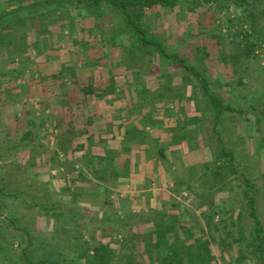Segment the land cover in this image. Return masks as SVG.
<instances>
[{"label":"rangeland","instance_id":"obj_1","mask_svg":"<svg viewBox=\"0 0 264 264\" xmlns=\"http://www.w3.org/2000/svg\"><path fill=\"white\" fill-rule=\"evenodd\" d=\"M0 4V14L13 13L0 21V264L40 259L87 264L80 254L102 243L114 251V264H130L129 256L135 264L143 256L142 264H161L165 255L173 264H264L246 183L255 186L252 195L264 229V0H174L170 6L135 10L154 45L144 44L110 0ZM11 18L19 19L16 27ZM75 45L93 59L85 72L70 74L93 73L98 81L108 75L114 82L113 75L131 73L132 81L125 83L156 109L149 125L159 124L158 113L167 115L172 106L177 115L186 113V122L173 129L177 148L151 144L172 153L171 164L164 165L169 179L162 181L174 184L170 191L148 189V181L140 199L128 193L112 201L107 191L114 184L99 174L114 168V161L84 163L71 157L75 146L65 141L72 133L62 106L70 99L59 96L68 92L61 83L73 76L55 68L68 57L60 51ZM175 149L185 158L176 160ZM98 182L107 191L94 195L90 206L80 202L84 192L74 193L75 188ZM147 196L156 200L151 207L162 203L161 208L147 206ZM107 216L119 223L108 228ZM161 217L171 223L154 225Z\"/></svg>","mask_w":264,"mask_h":264},{"label":"crops","instance_id":"obj_2","mask_svg":"<svg viewBox=\"0 0 264 264\" xmlns=\"http://www.w3.org/2000/svg\"><path fill=\"white\" fill-rule=\"evenodd\" d=\"M75 47V50L74 48H68L70 49L69 51L65 49V52L63 50L60 51L61 54L65 53L68 57L65 61L59 60L55 68L59 72H62L61 74L67 75V77L70 75L73 76L68 79L65 77L66 80L73 79V81L69 80L65 83H61V85H67V88H64V90L68 92L60 91L61 96H59V98L62 99L65 95L69 94L70 99L66 101V106L62 104V106L67 108L65 111L67 129L69 134L72 133V137L65 141H67V144L71 143L75 146V151L72 154L73 156L71 155L74 161H82L85 163L90 161V159H94L97 164L101 161H114L115 165L112 169H101V173L99 174L100 178H107V180L112 183V186L114 184V187L110 188L111 191H107V189L103 190V186L105 185L99 182L93 184L91 187L84 185L81 187L77 186L74 193H78L79 190L84 192L80 202H85L89 205L94 195L106 191L109 192V197L112 201H114L115 198L117 201L124 197L127 198L128 193L131 197L135 195L140 199V196L142 194L145 195V191H148V186V189H155L154 191L157 192L163 190V188H167L169 191L171 187L173 189V183L166 185L165 182H162L169 179V174H167L169 171L167 168L171 163H169L168 158L171 159L172 153L169 150L163 153L159 151V148L151 147V144L157 142L155 144L163 143L171 146V148H177L178 134L177 132L175 133L173 129H175L178 124V128H181V122L185 121L186 113L179 112L177 115V110L172 106L167 109V115H165V113H158V115H162L161 118L163 121L159 120V124L155 123L149 125V122L155 121L154 119L157 114L156 109L152 108L150 110L149 104L147 105L148 101L143 102L140 100L136 95L134 86L125 83H130L132 81L131 73H117L113 75L115 79L114 82H112L111 77L108 75L102 77V79L100 77L98 81L96 74H94V77L93 73H91L92 75L90 74L91 76L89 75L85 78H82L80 75V77L77 78L76 74L72 75L70 73L74 70L77 71V69L85 72L86 67H88L86 66L87 63L89 60L92 62L93 58H90L88 53L80 51V46L75 45ZM35 48L36 47L32 45V49L35 50ZM80 53H82V55L84 54V61H81ZM87 70H89V68H87ZM61 74L59 73L58 77ZM58 77L57 80L60 82ZM110 83L111 85H115L116 83L114 92L108 89ZM91 86H94V88L88 90ZM57 87L61 88L60 85ZM57 87L56 91H59ZM172 103L173 102H170L169 105ZM180 108H183V106ZM170 115L171 118L166 119ZM140 118L141 120L147 119L148 122L146 124L142 123V121H139ZM151 127H153V129H151ZM142 134H147V136H145L146 138H143ZM193 135L195 138L196 134L193 133ZM149 136H151V143L148 142ZM194 138H192L191 142L195 144L193 141ZM184 141L186 140L184 139ZM183 144L188 147V143ZM175 151L176 160L185 158L186 155L182 152V149V155L179 154V149H175ZM169 152L171 154L170 156ZM166 164L168 165L167 168L164 166ZM100 165H102V163ZM100 165H96L95 169H97L98 166L100 167ZM67 171L70 173L73 172V174L76 173L75 169L71 171V169L69 170V168H67ZM148 181L149 185L146 186ZM127 182L132 185L127 184L124 187L122 184ZM132 187L134 191H132ZM153 200L155 199L151 201L150 199L148 200L147 196L145 198V203L155 210L161 208L162 203L159 201L161 205L159 208L151 207L156 204L152 202ZM142 206L144 207L145 204H142ZM107 208H110V205ZM114 221H116V223ZM153 223L157 225L160 223L170 224L171 222H166L162 220L161 217L154 220ZM104 224L108 226V228H111L114 224H117V220L107 216Z\"/></svg>","mask_w":264,"mask_h":264},{"label":"trees","instance_id":"obj_3","mask_svg":"<svg viewBox=\"0 0 264 264\" xmlns=\"http://www.w3.org/2000/svg\"><path fill=\"white\" fill-rule=\"evenodd\" d=\"M100 1L101 0H93V4L98 5V3ZM110 2L112 3V5L122 9V12L124 13V17L128 21V24L131 26V28L133 29L134 32H136V33H138V34H140L142 36V40H143L145 45H148V44L154 45V42H152L151 40H149L147 38L145 31L143 29H141V27L138 24L136 18H134V16L137 15V14H135V10H138L140 8L142 10V9H145V8H155V7H161V6L162 7L170 6V5H173L174 0H136V1H133V0H110ZM130 9H133V10L130 11ZM15 13H17V12H15ZM0 15H4L3 18H2V16H0V21H2V19H4V17H10L11 15H13V13L12 12H7V11L6 12L3 11L2 14H0ZM11 19H12L11 21L15 20L12 23V25L14 27H16V25L19 23V19H13V18H11ZM5 25H7V23ZM247 36L248 35H244L243 37L246 38ZM2 41H6V39L2 38ZM189 70H194V69L189 68ZM194 73H196V75H198L197 72L194 71ZM214 99L216 101V98H214ZM246 183H247V186H248L249 191H250V193H248V195H249V206H250V216H251V218H253L255 220V224H256L255 233H256V237H257V239L259 241L258 249H259V252H260V255H261L260 258H261V260L264 261V235H263L264 229H263V225L260 222V219L258 218V216L256 214V199L252 195V191L254 190L255 186L250 184L249 181H246ZM14 197H16V194L14 195ZM118 221L119 220L117 219V223H119ZM114 222L116 223V221H114ZM157 225L159 226V225H163V224L160 223V224H157ZM169 226H170L169 229L172 230L173 226L172 225H169ZM160 228H162V227L160 226ZM157 234L160 235V231H158ZM174 245H175V247L177 246L176 242H175ZM154 247H155V245H154ZM89 250H90V247H86L84 249V251L80 254V257H78V259L79 260L85 259V262L87 264H90V263L91 264H114V261H113L114 251L110 249V246L108 244L102 243L99 246L94 247L92 253ZM149 251H150V249H149ZM26 252H27V250L25 249V252H24L25 255L24 256L26 258H28L29 256L26 255ZM148 255H149L148 258L150 259V261H152V257H153L152 253L149 252ZM175 255L176 254L171 255L172 258L175 257ZM3 256L5 257L4 254H3ZM205 256H206V254H205ZM144 257L145 256L142 257L141 261L145 262ZM165 257L166 258H164V256H162L161 264H173V263H170V262H172V260H170V259L168 260L167 259L168 258L167 255H165ZM189 257H190L191 263H192L193 260H194V257H192V256H189ZM200 257H203V254L200 253ZM129 261H130V264H135L134 263V258L131 257V256H129ZM141 261L140 262L136 261V263L137 264H142ZM146 261H147V259H146ZM49 262L51 264H57V261H55L54 259H53V261L52 260L47 261V260L40 259L39 262H37V263L38 264H47V263L49 264ZM33 264H35V263H33ZM116 264H118V263H116ZM150 264H151V262H150Z\"/></svg>","mask_w":264,"mask_h":264},{"label":"built area","instance_id":"obj_4","mask_svg":"<svg viewBox=\"0 0 264 264\" xmlns=\"http://www.w3.org/2000/svg\"><path fill=\"white\" fill-rule=\"evenodd\" d=\"M258 53H260V51H258ZM262 53V52H261ZM261 55V57L263 56V54H260Z\"/></svg>","mask_w":264,"mask_h":264}]
</instances>
